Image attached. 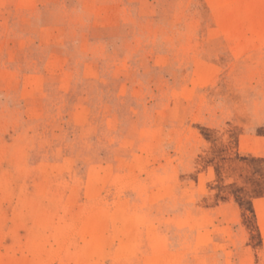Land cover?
<instances>
[{
  "label": "rangeland",
  "instance_id": "rangeland-1",
  "mask_svg": "<svg viewBox=\"0 0 264 264\" xmlns=\"http://www.w3.org/2000/svg\"><path fill=\"white\" fill-rule=\"evenodd\" d=\"M0 264H264V0H0Z\"/></svg>",
  "mask_w": 264,
  "mask_h": 264
}]
</instances>
